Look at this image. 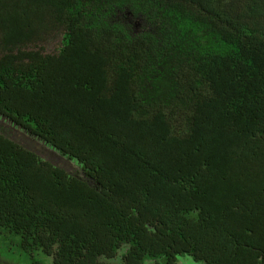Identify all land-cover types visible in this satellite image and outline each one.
Returning a JSON list of instances; mask_svg holds the SVG:
<instances>
[{
    "label": "trees",
    "instance_id": "16d2710c",
    "mask_svg": "<svg viewBox=\"0 0 264 264\" xmlns=\"http://www.w3.org/2000/svg\"><path fill=\"white\" fill-rule=\"evenodd\" d=\"M15 243L264 264V0H0V264Z\"/></svg>",
    "mask_w": 264,
    "mask_h": 264
},
{
    "label": "rangeland",
    "instance_id": "374dc122",
    "mask_svg": "<svg viewBox=\"0 0 264 264\" xmlns=\"http://www.w3.org/2000/svg\"><path fill=\"white\" fill-rule=\"evenodd\" d=\"M43 38L44 39L42 40L41 44L37 43V45L41 47V49L45 54L55 53L60 46V38H61L60 31L49 29L47 30V32L43 33ZM15 131L19 132L18 130ZM19 133L22 134L24 137L30 139L35 144L41 145L42 147L46 148V144L44 142L31 137L26 132H19ZM21 142L25 144L23 139L21 140ZM26 146L30 147V142H28ZM0 254H1V247H0ZM32 255L33 256L26 255L23 252H21L17 243L11 246L9 250H7L6 252V256L9 259V262L13 264H31L32 260H35L36 262H40L42 264H52L51 258L44 255L41 251L34 253Z\"/></svg>",
    "mask_w": 264,
    "mask_h": 264
},
{
    "label": "clouds",
    "instance_id": "9594fccd",
    "mask_svg": "<svg viewBox=\"0 0 264 264\" xmlns=\"http://www.w3.org/2000/svg\"><path fill=\"white\" fill-rule=\"evenodd\" d=\"M61 36V35H60ZM60 41H61V38H60Z\"/></svg>",
    "mask_w": 264,
    "mask_h": 264
}]
</instances>
